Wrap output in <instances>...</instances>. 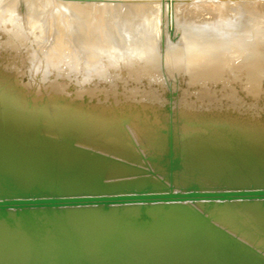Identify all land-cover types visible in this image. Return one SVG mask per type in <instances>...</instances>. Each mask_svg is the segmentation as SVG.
I'll list each match as a JSON object with an SVG mask.
<instances>
[{
    "label": "bare ground",
    "instance_id": "obj_1",
    "mask_svg": "<svg viewBox=\"0 0 264 264\" xmlns=\"http://www.w3.org/2000/svg\"><path fill=\"white\" fill-rule=\"evenodd\" d=\"M207 1L194 2L206 7ZM242 1L247 9L249 0ZM256 1L261 18L264 0ZM35 2L40 14L49 6V0ZM56 2L72 17L76 43L89 55L78 75L60 36L36 65L33 50L24 51L29 9L0 19V264H264V58L221 63L217 52H204L209 40L170 44L155 21L165 16L154 6L163 0H143L141 6H151L122 20V43L129 40L133 54L122 62V49L113 58L106 54L112 48L105 43L114 40L104 17L111 2L123 0ZM224 2L215 4L221 21L229 17ZM242 8L234 15H244ZM215 26L201 30L215 35L226 27ZM94 43L102 52L91 50ZM25 60L38 75L33 85L26 81L29 98L24 85L15 90ZM134 134L157 155L140 148ZM94 196L102 198L78 200ZM52 198L57 202H48Z\"/></svg>",
    "mask_w": 264,
    "mask_h": 264
},
{
    "label": "rangeland",
    "instance_id": "obj_2",
    "mask_svg": "<svg viewBox=\"0 0 264 264\" xmlns=\"http://www.w3.org/2000/svg\"><path fill=\"white\" fill-rule=\"evenodd\" d=\"M18 1V2H17ZM31 1V2H30ZM142 1L143 0H123V2H124V4L122 3V2H120V5H114L112 2H111V4L109 5V6H107V10L105 11V19H106V23L113 29V31H112V34H111V37H110V39H112V40H114L113 41V43H112V41L110 40V43L111 44H113V45H108V44H110V43H105V46L107 47V48H109V49H111L112 50V52L110 51V53L108 52V53H106L107 55L109 54V56L111 57V56H114L115 54H118V52H119V50H121L122 49V53L121 52H119L120 54H121V61L122 62H125V61H128L132 56H133V54H129L130 52H129V49H130V47H128L127 45L129 44V40H125V44H123L122 42V39H124V31L122 30V28H121V25L122 24H124V22L126 21V19L128 18V17H130V14L131 13H133L135 10H141L140 8L141 7H143L142 8V10H146V9H148L151 5H150V3L148 2V3H146V4H143L142 6H141V3H142ZM153 1V0H152ZM195 0H176L175 1V3L177 2V4H176V6H175V3L174 4H170V2L168 1V4H166L167 3V1L166 0H163V2L160 4L159 2L158 3H154V4H156V5H154V6H156V7H159L161 10H163V12L165 13V16H164V18H160V17H158L155 21L157 22L156 24H158V26H159V30H158V34L160 35V34H162V31H163V34H162V40H166V42H168V43H170V44H172L173 42H174V40L176 41V42H174V43H177V42H180V41H182L183 40V38H189L190 40H192V42H198L199 40L201 41H203V42H205V41H207V40H209L210 42L211 41H213V43H209V41H207L206 42V47H204V48H206L205 50H204V52L205 53H210L211 51H215V52H217V54H219V59H220V61H221V63H223V62H226V61H231V62H233L234 64H236V65H239V64H242L244 61H247V60H249L250 61V59H253V56H254V60L256 61V63H258V62H260L263 58H264V15H262L261 16V18H259V16L257 15V10H256V6L257 5H259V1L257 2H254V4H253V1H251L250 2V0H249V4H248V7H247V9H244V8H242V7H246L245 5L248 3L247 1V3L246 4H242V2H244V1H237V0H225V2H224V4H225V7H224V11L225 12H228L229 13V17L232 19H230L229 17H227L228 19H230V20H228L227 18L225 19V17H224V19H222V21L221 20H219L218 18H217V16H218V14H216L217 13V11H216V6H215V4H216V1H214V0H208L207 1V6L206 7H203V6H201V5H199V3H195L194 2ZM236 1V2H235ZM5 1L4 0H0V5H1V7H0V14H2L3 12V14H2V16H4V15H6V19H7V14L10 12V11H12L13 9H15V10H13V13L11 12V13H9V15H12V17L13 16H15V15H20L21 14V12H23L24 11V8H27V10H25V11H28V9H29V12H26V14H31V15H28V16H30V18H32V21L30 22V24H29V26H30V28H29V30H30V38H29V41H27V42H25V43H27V46H25V48H24V51H25V49H26V51L27 50H29L28 52H31L32 50V55L33 54H36L34 57L32 56V60L35 62V60H37V62H38V60H40L41 59V57L42 56H40L41 54L44 56V54H45V51H47V48L49 47V45H51V44H54V43H56L57 41H58V38H59V36L61 37V39H59V41H61V44H60V46H62V47H66L67 48V50H69V54H71V56H70V58H71V62H72V69L73 70H75V72H74V74L73 75H78L77 73H78V71H79V74H80V72L82 71V69L83 68H85V66H83V62H87L86 60H89V55H86V52H85V50H83L82 48H81V45L80 44H78V43H76L77 41H76V37H75V34L72 32V28H71V24H72V17L71 16H69V14H68V12H66V10H64L61 6H59L58 5V3L56 2V0H49V3H48V5L49 6H47L43 11H42V14H40V12L38 13L37 11H36V2H35V0H27L26 2L25 1H23V0H7L5 3H4ZM30 2V3H29ZM166 2V3H165ZM185 2H186V4H185ZM228 2V3H227ZM241 3V4H236V3ZM252 4V5H251ZM29 5L31 6V7H35V9L34 8H30L29 7ZM113 5V6H112ZM198 5V6H197ZM226 5H228L227 7H226ZM239 5V6H238ZM250 5V6H249ZM10 6V7H9ZM122 6V7H121ZM170 6H172V8L170 7ZM174 6V7H173ZM180 6V7H179ZM200 6V7H199ZM230 6L231 7H234V9H235V7H237V11H235L234 13H232L231 12V10L229 9L230 8ZM19 7H21V8H19ZM176 7H177V9H176ZM242 8V9H239V10H243V11H241L244 15H242L241 14V16H240V14L239 15H234V14H238L237 12H240V11H238V8ZM251 7V8H250ZM253 7V8H252ZM6 8V9H5ZM166 8V9H165ZM168 8V9H167ZM200 8V9H199ZM20 9H23V10H20ZM197 9V10H196ZM249 9V10H248ZM252 9V10H251ZM6 12H5V11ZM21 12H20V11ZM226 10H228V11H226ZM230 10V11H229ZM245 10V11H244ZM8 11V12H7ZM19 11V12H18ZM173 13H172V12ZM183 11H185V12H183ZM188 11V12H187ZM198 11H199V13H198ZM210 11H212V13L210 12ZM213 11H214V15H213ZM232 11H233V8H232ZM2 12V13H1ZM32 12L34 13V15L32 14ZM37 12V13H36ZM110 12H111V14H110ZM171 12V13H170ZM210 12V13H209ZM246 12H249L248 13V17H250L249 18V20L247 19L248 17H247V14H246ZM252 12V13H251ZM23 13H25V12H23ZM22 13V14H23ZM170 13V14H169ZM176 13V14H175ZM190 13H193L192 15L190 14ZM206 13H207V15H206ZM233 14L234 15V17H236L237 19H235L234 17H233V15L231 16V14ZM263 13H264V11H263ZM14 14V15H13ZM38 14V15H37ZM159 14H160V12H159ZM174 14V15H173ZM180 14H181V16H180ZM186 14V15H185ZM250 14V15H249ZM251 14H254L252 17H251ZM113 15V18L111 17ZM169 15H172L171 16V18H170V16ZM189 15H191L190 17H189ZM205 15V16H204ZM226 15H228L227 13H226ZM32 16V17H31ZM35 18H34V17ZM59 16V17H58ZM174 16V17H173ZM183 16V17H182ZM192 16H193V18H195L194 20H193V18H192ZM207 16V17H206ZM212 16V17H211ZM244 16H246V17H244ZM256 16V17H255ZM8 17H11V16H8ZM38 17H40V19L38 20ZM55 19H54V18ZM209 17V18H208ZM233 17V18H232ZM241 17V18H240ZM173 18V19H172ZM180 18L181 19H183V21H184V19L185 18H187V19H185V21H187L186 23H185V21L183 22L182 21V23L183 24H185L186 26H187V24H188V22H190L191 23V25H190V23H189V27L187 26L186 28L184 27L185 25H180L179 26V24L181 23H179V21H180ZM202 18V19H201ZM216 20L214 23H213V21L211 20ZM216 18V19H215ZM254 18V19H253ZM0 19H2L4 22H6L7 20L5 19V16L4 17H0ZM6 21H5V20ZM37 20L38 21V23H42L41 25L40 24H38L37 23V21H35V20ZM118 19H120V20H118ZM189 19V20H188ZM199 19H201V20H199ZM204 19V20H203ZM219 21H218V20ZM41 20V21H40ZM124 22H123V21ZM162 22H161V21ZM170 20V21H169ZM172 20V21H171ZM200 21V23H198L197 21ZM225 20H226V22H225ZM253 20V21H252ZM3 21H1L0 20V24L1 23H4ZM113 21H114V23H113ZM167 21V22H166ZM193 21V22H192ZM204 21V22H203ZM229 21H236V22H234V23H228ZM250 21H252V23L253 24H251V22ZM256 21V22H255ZM110 22V23H109ZM170 22H171V24H170ZM195 22V23H194ZM206 22V23H205ZM209 22V23H208ZM212 22V23H211ZM220 22V23H219ZM224 23V24H221V23ZM33 23V24H32ZM37 23V24H36ZM58 23V24H57ZM120 23V24H119ZM162 23V24H161ZM174 23H175V25L176 24H178V25H174ZM181 23V24H182ZM198 23V24H197ZM225 23H226V25H225ZM227 23L228 24H230L231 26L229 27V25H227ZM248 23H250L249 25H248ZM32 24V25H31ZM36 24V25H35ZM64 24V25H63ZM114 24H115V26H114ZM118 24V25H117ZM173 24V25H172ZM207 24H211V26L210 25H207ZM220 24V25H219ZM254 24H256V25H254ZM68 25V26H67ZM161 25H162V27H161ZM165 25V26H164ZM204 25V26H203ZM212 25H216L215 26V30H219V27H221V25L223 26H226V27H221V30H219V31H216V34L215 35H211V32L212 31H214V30H212L211 32H210V30H208V33H206V31L207 30H205V32H203V30H201L202 28L204 29H207V28H211L212 27ZM248 25V26H247ZM36 26V27H35ZM44 27V31H46L45 33H44V31L42 30V27ZM167 26H169V27H167ZM171 26V27H170ZM172 26H173V28H176L177 30H179V31H177V33H176V30L174 29L173 31H171V28H172ZM195 26V27H194ZM198 26V27H197ZM249 26H251V27H249ZM32 27V28H31ZM40 27V28H39ZM178 27V28H177ZM183 28L184 27V29H179V28ZM207 27V28H206ZM246 27V28H245ZM247 27H249L250 28V30H249V28H247ZM36 28H37V30H36ZM172 28V29H173ZM188 28V30H194L195 29V33H194V31H193V33H194V36H193V33H191L190 31V34L189 33H185ZM199 28V29H198ZM222 28H224V29H230V30H224L223 29V31H222ZM256 28V29H255ZM35 29V30H34ZM55 29V30H54ZM68 29V30H67ZM170 29V32L172 33L173 32V35L174 36H172L171 35V33L168 31V30ZM213 29V28H212ZM253 29V30H252ZM258 29V30H257ZM263 29V30H262ZM114 30H116V31H114ZM121 30V31H120ZM196 30H198L197 31V33H196ZM234 30V31H233ZM242 32H241V31ZM251 30H252V32H251ZM31 31H33V32H31ZM38 31H40V34L41 35H39V33H38ZM43 31V32H42ZM57 31V32H56ZM120 31V32H119ZM167 31V32H166ZM175 31V32H174ZM222 33H221V32ZM228 31V32H227ZM231 31H233L232 32V34L234 33V32H239V33H235V35L233 34V35H231ZM256 31V32H255ZM22 32V31H21ZM181 32V33H180ZM210 32V33H209ZM217 32L218 33H220L221 34V36H223V35H225L226 34V32H227V34H228V36L227 35H225V37L223 36V37H219V36H216L217 35ZM241 32V33H240ZM251 32V33H250ZM253 32H254V35H253ZM257 32H258V35H257ZM50 33V34H49ZM175 33V34H174ZM183 33V34H182ZM213 33V32H212ZM32 34V35H31ZM57 34V35H56ZM116 34V35H115ZM157 34V35H158ZM168 34L170 35V36H168ZM188 34V35H187ZM196 34H198V35H196ZM44 35H45V37H44ZM47 35V36H46ZM79 35V34H78ZM113 35V36H112ZM212 37H211V36ZM240 35V36H239ZM263 35V36H262ZM32 36V37H31ZM34 36V37H33ZM41 36V37H40ZM43 36V37H42ZM74 36V37H73ZM199 36H201L200 37V39H199ZM257 36V37H256ZM260 36V37H259ZM0 37H2V35H0ZM164 37H165V39H164ZM169 37H171V38H169ZM196 37H198V38H196ZM235 37V38H234ZM263 39H262V38ZM32 38V39H31ZM43 38V39H42ZM122 38V39H121ZM177 38V39H176ZM203 38V39H202ZM216 40H215V39ZM220 38H221V40H223V41H221V43L223 42H227L228 44H226V43H220L219 41H220ZM227 38V39H226ZM260 38V40H258ZM49 41H48V40ZM211 39V40H210ZM218 39H219V41H218ZM231 39V40H230ZM262 39V40H261ZM32 40V41H31ZM34 40V41H33ZM41 40V41H40ZM46 40V41H45ZM81 40V39H80ZM79 40V41H80ZM171 40V41H170ZM178 40V41H177ZM227 40V41H226ZM238 40V41H237ZM44 41V42H43ZM58 41V42H59ZM216 41H218L219 43H217ZM248 43H252L253 41L256 43L257 42V44L254 46V45H251V47L250 46H247V42ZM260 41V42H259ZM74 42V43H73ZM128 42V43H127ZM235 42H239V43H235ZM241 42H245L244 44L242 43V45H239ZM30 43V44H29ZM80 43V42H79ZM119 43L121 44L122 43V45H125V48H126V46L128 47V48H126L125 50H124V46L122 47V48H120L121 47V45H119ZM208 43V44H207ZM231 43V44H230ZM233 43V44H232ZM261 43V44H260ZM32 44V45H31ZM38 44H39V46H38ZM49 44V45H48ZM117 44V45H116ZM211 44V45H210ZM214 46H213V45ZM260 44V45H259ZM40 45H41V47H40ZM44 45V46H43ZM115 45H116V47L118 46L119 48H116L115 47ZM250 45V44H249ZM100 46V47H99ZM113 46V47H112ZM245 46H247V47H245ZM255 48V49H253V47ZM115 47V48H114ZM213 47V48H212ZM245 49H244V48ZM260 47H262V48H260ZM38 48V49H37ZM41 48V49H40ZM210 48H212V49H210ZM229 50H228V49ZM37 49V50H36ZM117 49H119L118 51H117ZM209 51H208V50ZM91 50L92 51H94L95 53H97V51H98V53H100V50H101V52H102V47H101V44L100 45H98V44H96V43H94L92 46H91ZM124 50V51H123ZM221 50V51H220ZM227 50V51H226ZM244 50V51H243ZM208 51V52H207ZM248 51H250V52H248ZM36 52V53H35ZM39 52H41V53H39ZM73 52V53H72ZM227 52V53H226ZM254 52V53H253ZM257 52V53H256ZM229 53V54H228ZM250 53V54H249ZM128 54V57H130L129 59H128V57L126 56V57H124V55H127ZM256 54V55H255ZM26 55V54H25ZM38 55V56H37ZM74 55H76V56H74ZM130 55V56H129ZM253 55V56H252ZM38 58H37V57ZM35 57H36V59H35ZM46 57V56H45ZM111 58H113V57H111ZM78 59V60H77ZM124 59H125V61H124ZM26 61V60H25ZM32 61V62H33ZM30 62V64H31V61H29ZM29 62L28 61H26L25 62V65L27 66V67H23V69H24V73H28V76L29 77H31L30 76V74H29V72L32 74V78H34V79H32V78H29V77H27V74H25V78L24 79H26V80H24L23 81V77H24V73L22 74L23 75V77L21 78L20 77V75H19V77H18V74H16L17 75V79H15L16 80V82H18V85L16 86L17 87V89L15 88V90L17 91V90H21L22 89V87H23V85H24V87H25V89H24V87H23V89L24 90H21V91H24L25 92V90H27V88H28V86L27 85H29V83H31V82H33V80H35V79H38V75L37 74H35V70H34V67H33V69H32V66L29 64ZM90 62V61H89ZM28 64L31 66H28ZM38 64V63H37ZM35 65H36V62H35ZM34 65V66H35ZM82 65V66H81ZM241 66V65H240ZM53 66H51L50 67V65L49 66H47L46 68H45V72H48L49 70L51 71ZM75 69H74V68ZM81 67H82V69H81ZM27 68V69H26ZM22 69V70H23ZM26 69V70H25ZM76 69H78L77 70V72H76ZM26 71V72H25ZM32 72H34V73H32ZM36 72H38V71H36ZM18 73H20V71L18 72ZM21 73H22V71H21ZM237 74H246V72L245 71H242V70H240V71H237L236 72ZM34 75V76H33ZM29 78V80L27 79V78ZM21 78L22 79V81H19V79ZM20 79V80H21ZM18 80V81H17ZM30 80H31V82H30ZM26 81H29V83H27ZM23 82V83H22ZM26 82V83H25ZM34 83H35V81H34ZM34 83H31V85H33ZM22 84V87L21 86H19V85H21ZM26 84V85H25ZM31 85L29 86V88H28V90H30L31 89ZM70 90H71V88H70ZM20 91V92H21ZM69 91V90H68ZM29 92V93H28ZM17 94L18 93H16L14 96H17ZM25 94H27L25 97H28L29 96V94H30V91H27V92H25ZM24 97V98H25ZM29 98V97H28ZM261 112H262V117H264V115H263V113H264V106L262 107V110H261ZM245 116L246 115H243V117H241V118H245ZM135 135V134H134ZM135 137H137L136 135H135ZM138 139V140H137ZM136 140H137V143H138V141H139V143H138V145H139V147L141 148L142 146H143V148L142 149H145L146 150V152L149 154V155H151V156H154V154H155V152H154V149L151 147L150 148V145L149 144H146L144 141H141V139H139L138 137L136 138ZM141 142H144V144L143 145H141L140 143ZM144 146H146V147H148V148H145ZM152 150H150V149ZM92 149H94V147L92 148ZM96 149V148H95ZM150 150V152H148ZM154 153V154H153ZM155 155H157V152H156V154ZM148 158L147 159H149L150 157L149 156H147ZM160 167V166H159ZM141 174L142 173H137V174H135V173H130V174H128L127 176H130L129 178H131V176H132V178H134L135 176H140L141 177ZM177 174V173H176ZM120 177V180L121 179H126L124 176H116L115 178H119ZM124 177V178H123ZM145 177V176H144ZM206 185H208L207 186V188H209L210 186H211V188H212V192L215 190V188H214V185L212 186V184H210V186H209V184H206ZM225 184H223V188L225 187V190L227 189L226 187V185L224 186ZM214 189V190H213ZM238 213H240V214H238ZM238 214V217H241V220L240 221H244V219H245V215L244 214H242L241 212H237L236 213V215ZM240 215V216H239ZM243 215V216H242ZM244 217V218H243ZM212 218H214V216L212 215ZM248 222V221H247ZM258 230H255V232H257ZM254 245H256V243H254ZM262 247V245L261 246H258L257 248H261ZM261 249H263V248H261Z\"/></svg>",
    "mask_w": 264,
    "mask_h": 264
},
{
    "label": "water",
    "instance_id": "obj_3",
    "mask_svg": "<svg viewBox=\"0 0 264 264\" xmlns=\"http://www.w3.org/2000/svg\"><path fill=\"white\" fill-rule=\"evenodd\" d=\"M218 195H222V196H232V194H226L225 195V193L224 192H218L217 193ZM100 198H102V196H94V197H90V198H79L78 200L79 201H81V200H91V201H93V200H98V199H100ZM56 199L55 198H52V199H50V200H48V202L50 201V202H57V200L55 201ZM74 201H77V199L76 198H74L73 199ZM38 203H40V202H38ZM10 204H12V203H10V201L9 202H7L6 203V205H10ZM13 204L14 205H21V204H27L26 202H24V201H17V202H13ZM36 204V203H35ZM1 206V205H0ZM254 251H256V250H254Z\"/></svg>",
    "mask_w": 264,
    "mask_h": 264
}]
</instances>
